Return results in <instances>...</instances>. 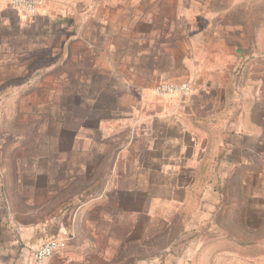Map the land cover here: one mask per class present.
I'll return each instance as SVG.
<instances>
[{"label": "rangeland", "instance_id": "1", "mask_svg": "<svg viewBox=\"0 0 264 264\" xmlns=\"http://www.w3.org/2000/svg\"><path fill=\"white\" fill-rule=\"evenodd\" d=\"M42 1L0 0V264L85 193L60 264H264V0Z\"/></svg>", "mask_w": 264, "mask_h": 264}, {"label": "crops", "instance_id": "2", "mask_svg": "<svg viewBox=\"0 0 264 264\" xmlns=\"http://www.w3.org/2000/svg\"><path fill=\"white\" fill-rule=\"evenodd\" d=\"M107 3L103 2L102 0L98 1H81L78 0L77 2L75 1H66L61 4V7H58L59 9H64V8H75L76 6L78 7H83L84 5L87 7L89 6L90 8L94 6H99L101 9H103V15L105 16L106 14L104 13V9L107 8ZM105 6V7H104ZM77 8V7H76ZM141 132H145L144 129H141ZM148 152V158L150 157V153H156L154 149L152 150L151 147L147 149ZM107 196V193H98L96 195H90L89 194H83L79 195L75 198H73V205H75L71 212L69 210H63L64 208L61 207L54 211L53 214L49 215L50 218L46 219L41 222L36 228H29V229H23V231H27V234H23V240L22 242L27 246V248H30L33 243L37 241H44L46 240L47 237H50L52 234L58 235V237H61V235H65L66 233L69 234L70 231V226L69 224L72 223L73 221H78L80 218H83L88 224V222L91 220V218H94V216H98L99 214L98 211L100 209L101 205L108 204L109 199H105ZM102 200V203H99V201ZM107 201V202H105ZM98 203L96 206L95 204ZM100 204V205H99ZM103 208V207H102ZM34 233H37L36 235H33ZM47 233V234H45ZM51 234V235H50ZM33 235L34 238L32 242L27 241V239L30 238V236ZM49 235V236H48ZM60 235V236H59ZM14 244H18L17 241H14ZM36 244V243H35ZM18 248V246H15ZM68 248L66 250L61 251L59 254L55 255L54 257H51L47 260L45 264H60L63 261H66L67 259L63 258L64 253L67 251L70 252L71 249L74 250L75 245L73 242H70L68 244ZM91 248V247H90ZM88 248V250H90ZM19 249V248H18ZM24 250V252L22 251ZM21 250L22 255H17L18 250L17 249H12L10 252V255L7 251V259L4 264H33V259L32 256L27 255V249L23 247ZM63 252V253H62ZM77 258V257H75ZM69 264H78L77 262L72 263L71 259L68 258ZM93 262V258L90 260V264Z\"/></svg>", "mask_w": 264, "mask_h": 264}, {"label": "built area", "instance_id": "3", "mask_svg": "<svg viewBox=\"0 0 264 264\" xmlns=\"http://www.w3.org/2000/svg\"><path fill=\"white\" fill-rule=\"evenodd\" d=\"M12 7L23 11L26 14L35 15L41 9L42 0H10ZM189 90V85L183 83L181 85L176 84H164L157 88L159 94H178L183 95ZM66 246V242L62 238H49L44 240L40 245L34 249L33 264H45L47 260L58 253L62 248Z\"/></svg>", "mask_w": 264, "mask_h": 264}]
</instances>
